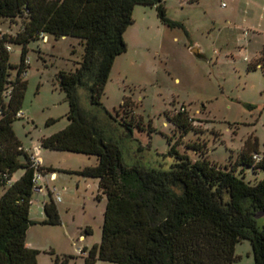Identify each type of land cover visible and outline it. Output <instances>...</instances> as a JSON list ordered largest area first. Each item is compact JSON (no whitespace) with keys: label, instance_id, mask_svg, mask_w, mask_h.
Here are the masks:
<instances>
[{"label":"trees","instance_id":"trees-1","mask_svg":"<svg viewBox=\"0 0 264 264\" xmlns=\"http://www.w3.org/2000/svg\"><path fill=\"white\" fill-rule=\"evenodd\" d=\"M136 5L154 6L162 22L167 21L162 0H0V21L21 24L15 35L0 32V264H38L39 251L25 243L35 223L29 219L33 170L12 121L26 90L27 45L41 40V34L83 42L78 67L60 72L57 80L68 102V126L42 138L41 146L95 158V164L77 174L97 179L107 204L101 241L84 264H234L242 241L249 242L254 264H264V226L258 223L264 213V177L250 184L236 174L244 167L264 172V152L258 151L256 138H247L227 165L209 160L200 143L189 147L198 155L193 159L169 140L166 151L158 154L171 159L167 169L125 163L128 148L121 133L132 135L134 125L108 112L101 98L115 59L126 51L123 35L133 23ZM13 43L22 45V53L12 80L7 46ZM129 102L125 98L120 107ZM168 117L181 138L192 130L185 111ZM19 169H25L23 175L12 181ZM47 197L41 224L59 225V210Z\"/></svg>","mask_w":264,"mask_h":264},{"label":"rangeland","instance_id":"rangeland-1","mask_svg":"<svg viewBox=\"0 0 264 264\" xmlns=\"http://www.w3.org/2000/svg\"><path fill=\"white\" fill-rule=\"evenodd\" d=\"M162 3L166 22L154 6L134 7L133 23L123 35L126 51L115 59L101 98L108 112L134 125L132 135L121 133L128 148L125 163L140 161L167 169L171 159L158 154L166 151L168 140L193 159L198 155L189 147L200 143L208 159L220 165L236 160L249 137L257 139L263 153L264 70L252 69L245 58H253L255 50L264 47V0ZM247 28L257 34L246 36ZM20 29V21H0L1 33L15 35ZM10 47L13 80L22 45ZM82 54L83 42L73 37L48 35L46 42L27 45L24 116L12 121V129L24 150L37 152L42 161L52 164L61 200L57 203L61 224L43 225L37 219L26 232V241L39 251L38 264H84L89 250L101 241L106 196L97 179L77 174L83 166L95 164V158L41 146L42 138L68 126V102L57 80L60 72L78 67ZM125 98L130 100L128 106L120 107ZM178 111H185L192 126L183 138L168 117ZM20 160L25 162L24 155ZM24 171L17 170L12 181ZM236 174L250 184L264 177L263 171L250 167L239 168ZM259 216L258 223L264 226V215ZM235 254L240 259L234 264L254 263L248 241L237 244ZM95 264L115 263L97 260Z\"/></svg>","mask_w":264,"mask_h":264},{"label":"built area","instance_id":"built-area-1","mask_svg":"<svg viewBox=\"0 0 264 264\" xmlns=\"http://www.w3.org/2000/svg\"><path fill=\"white\" fill-rule=\"evenodd\" d=\"M245 35L248 34L247 31L244 32ZM40 38L43 42L47 41V36L44 34L40 35ZM7 50H11L10 46H7ZM245 60H247V58H245ZM25 63L28 64V60H25ZM255 68H259V69H263L264 65L257 63L255 65ZM24 116L23 111H19L17 113V117L18 118H22ZM254 160H259L260 159V155H254L253 156ZM29 163H30V167L33 170V175H32V194H47V195H51L52 199L55 201V203L60 201V194L57 192V189L52 186V187H47L45 185V179L48 177L50 180H54V176L55 174L51 171H44L43 170V166H42V162L40 157L38 156L37 152H31L29 153ZM80 254H84V252L81 250L79 251Z\"/></svg>","mask_w":264,"mask_h":264},{"label":"crops","instance_id":"crops-1","mask_svg":"<svg viewBox=\"0 0 264 264\" xmlns=\"http://www.w3.org/2000/svg\"><path fill=\"white\" fill-rule=\"evenodd\" d=\"M237 27H239V26H237ZM235 29H237L236 27H235ZM239 29V28H238ZM248 29V28H247ZM248 30H250L251 31V29H248ZM249 31V33L246 35V36H250V35H256L257 33H255V31H251L250 32ZM198 53H200L201 54V56H203V54L198 50V52L196 53V54H198ZM255 56H253V58H251V59H249V58H247V60L246 61H249L250 60V62H249V66H255L257 63H260V64H263L264 65V47L263 48H258V49H256L255 50ZM256 69H259V68H256ZM260 70H264V68L263 69H260ZM27 151V150H26ZM29 153H31V152H29ZM41 162H42V166H43V168H45V169H47V170H51V172H53L54 173V170H53V166H52V164L51 163H45L44 161H42L41 160ZM45 163V164H44ZM55 174V176H54V180H50L48 177L45 179V185L47 186V187H52V186H54L55 187V183L58 181V176H57V174L56 173H54ZM56 188V187H55ZM47 199H48V197H47V194L45 195V194H34L33 196H32V201H31V206L30 207H32L33 208V210H35L34 212H35V217H31L30 216V209H29V219L31 220V221H33V222H37V219H38V221L40 220V221H42V220H44V218H45V216H44V213H43V215H41V213H40V210L41 209H43V205H44V203L47 201ZM57 203H61V200H60V202H57ZM57 203H56V206H57V208H58V205H57ZM59 210V209H58ZM264 215V213H262V214H260V216L259 217H261V216H263ZM25 243H26V246L28 247V248H32V249H34V246H33V244L32 243H30V242H27L26 241V237H25ZM239 259H240V257H239ZM254 264V263H253Z\"/></svg>","mask_w":264,"mask_h":264},{"label":"water","instance_id":"water-1","mask_svg":"<svg viewBox=\"0 0 264 264\" xmlns=\"http://www.w3.org/2000/svg\"><path fill=\"white\" fill-rule=\"evenodd\" d=\"M193 52H194V53H197V52H198V50H197V49H194V50H193ZM258 216H259V215H258Z\"/></svg>","mask_w":264,"mask_h":264}]
</instances>
